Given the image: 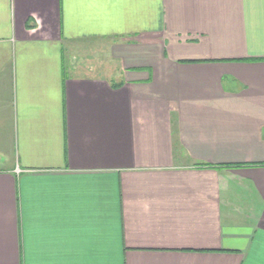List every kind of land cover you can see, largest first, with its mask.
Returning <instances> with one entry per match:
<instances>
[{
	"label": "crops",
	"instance_id": "crops-1",
	"mask_svg": "<svg viewBox=\"0 0 264 264\" xmlns=\"http://www.w3.org/2000/svg\"><path fill=\"white\" fill-rule=\"evenodd\" d=\"M0 264H264V0H0Z\"/></svg>",
	"mask_w": 264,
	"mask_h": 264
}]
</instances>
